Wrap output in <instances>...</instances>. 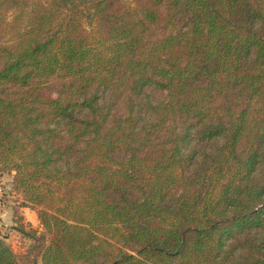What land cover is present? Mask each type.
<instances>
[{"label":"trees","instance_id":"1","mask_svg":"<svg viewBox=\"0 0 264 264\" xmlns=\"http://www.w3.org/2000/svg\"><path fill=\"white\" fill-rule=\"evenodd\" d=\"M0 172L29 264H264V0H0Z\"/></svg>","mask_w":264,"mask_h":264},{"label":"rangeland","instance_id":"2","mask_svg":"<svg viewBox=\"0 0 264 264\" xmlns=\"http://www.w3.org/2000/svg\"><path fill=\"white\" fill-rule=\"evenodd\" d=\"M12 183L13 174L0 172V189L2 190L0 201L3 202L2 210L0 209V236L11 246L15 253H17L20 264H29L34 253L31 254L30 258L27 256V251L30 249L33 241L21 235L14 228V212L17 211L19 216L23 217L24 225H26L27 229H38L41 233L43 227L35 211L27 208L28 210L24 212L19 206V203L22 201V195L13 190ZM46 239L47 243L50 239L48 235H46Z\"/></svg>","mask_w":264,"mask_h":264},{"label":"built area","instance_id":"3","mask_svg":"<svg viewBox=\"0 0 264 264\" xmlns=\"http://www.w3.org/2000/svg\"><path fill=\"white\" fill-rule=\"evenodd\" d=\"M0 194L2 195V190L0 189ZM2 206H3V202L2 201H0V209L2 208ZM2 210V209H1ZM0 210V211H1Z\"/></svg>","mask_w":264,"mask_h":264},{"label":"crops","instance_id":"4","mask_svg":"<svg viewBox=\"0 0 264 264\" xmlns=\"http://www.w3.org/2000/svg\"><path fill=\"white\" fill-rule=\"evenodd\" d=\"M22 210L24 211V212H26L28 209L27 208H22ZM2 214V213H1Z\"/></svg>","mask_w":264,"mask_h":264}]
</instances>
